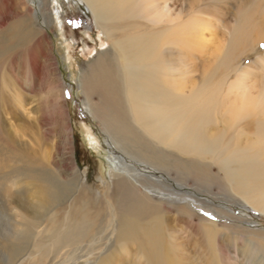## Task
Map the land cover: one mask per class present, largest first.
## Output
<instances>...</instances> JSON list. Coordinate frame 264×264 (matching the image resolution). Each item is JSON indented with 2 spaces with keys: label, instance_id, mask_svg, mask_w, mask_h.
<instances>
[{
  "label": "bare ground",
  "instance_id": "bare-ground-1",
  "mask_svg": "<svg viewBox=\"0 0 264 264\" xmlns=\"http://www.w3.org/2000/svg\"><path fill=\"white\" fill-rule=\"evenodd\" d=\"M84 1L114 45L87 64L82 83L88 99L92 95L98 98L92 109L119 153L112 159L117 170L106 176L102 172L101 186L96 188L99 183L88 182L70 150L62 163L69 169L68 178L44 174L36 179L39 195L33 203L19 200V196L12 198L20 219L12 232L0 236V264H81L82 259L85 264H119L126 254L118 244L125 240L136 243L141 238L146 243L138 244V253L151 250L145 255L148 264H165L169 250L160 239L166 233L167 215L163 204L139 192V187L155 192L169 188L162 177L138 166L175 174L182 183L191 176L206 189L219 179L205 160L218 147L226 155L220 166L229 188L264 212V82L259 88L241 84L231 94L222 81H210L186 93L182 78L190 58L182 49L183 35L198 31L199 20L185 22L170 0ZM263 1H253L239 15L227 41L224 68L240 60L243 49L263 41ZM21 4L22 24L33 29H27L26 35H31L32 42L39 35L35 47L46 31L34 29L35 14ZM140 18L150 21L153 28L145 27V33H139ZM251 71L247 66L242 73ZM224 116L226 124L220 129L216 124ZM213 127L219 134L211 135ZM228 132L231 137L220 134ZM244 133L259 137L247 138L242 147ZM69 142L72 144L71 139ZM181 153L192 157L185 159ZM173 207L179 215L192 213L183 205ZM149 218L152 224H141ZM261 233L254 232L263 237Z\"/></svg>",
  "mask_w": 264,
  "mask_h": 264
},
{
  "label": "rangeland",
  "instance_id": "rangeland-1",
  "mask_svg": "<svg viewBox=\"0 0 264 264\" xmlns=\"http://www.w3.org/2000/svg\"><path fill=\"white\" fill-rule=\"evenodd\" d=\"M253 1L170 0L181 10L185 22H200L198 31L183 35L182 49L190 58L182 78L186 93L210 81H222L231 94L235 92L231 89L241 88V84L246 88L262 86L264 39L251 52L243 49L240 60L231 67L226 69L223 65L231 29ZM21 2L35 14L34 29L46 31L35 47L39 35L36 42V36L32 42L31 35H26L27 29L31 32L33 29L22 24ZM137 22L139 33H145V27L153 28L147 19L140 18ZM105 49L113 50L114 45L99 28L84 0H0V236L12 232L16 219H20L12 198L19 196V200L24 198L33 203L39 195L36 179L44 174L68 178L69 169L62 163L70 150L89 183H99L102 172L106 176L117 170L112 159L119 153H115V144L92 109L98 98L92 95L88 99L82 83L87 64ZM247 66L253 71L245 75L242 70ZM225 121L224 116L216 125L223 129ZM210 132L219 134L215 127ZM220 134L232 136L229 132ZM257 137L255 133H244L241 146H245L247 138ZM181 154L185 159L192 157ZM224 157L218 147L210 159H205L219 178L206 189L191 176L182 183L175 174L145 168L144 164L138 166L162 177L169 188L166 192H155L139 187V192L163 204L167 215L166 233L163 231L160 239L169 250L170 259L165 264H264V236L254 234L264 233V212L257 211L242 194L229 188L220 166ZM100 186L99 183L94 187ZM174 205L187 207L191 215H179ZM149 219L141 224H152ZM142 243H146V238L136 243L131 240L119 243L118 247L126 254L119 264H148L145 255L149 256L151 250L138 253V244ZM1 257L4 260V254ZM82 260L81 264H85L86 260Z\"/></svg>",
  "mask_w": 264,
  "mask_h": 264
}]
</instances>
